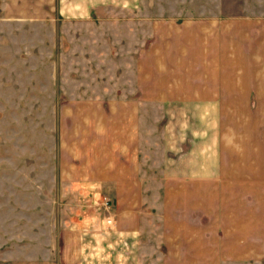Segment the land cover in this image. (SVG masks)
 I'll use <instances>...</instances> for the list:
<instances>
[{"label":"crops","instance_id":"obj_1","mask_svg":"<svg viewBox=\"0 0 264 264\" xmlns=\"http://www.w3.org/2000/svg\"><path fill=\"white\" fill-rule=\"evenodd\" d=\"M52 3L69 22L61 33L73 71L125 76L116 97L60 104L56 185L68 207L50 229V244L41 239V221L29 246L12 244L2 230L0 264H264V174H253L249 154L238 164L233 124L226 134L218 126L204 132L201 103H193L159 129L148 109L165 104L136 97L139 72L147 86L154 72H249L236 68L235 23H156L148 0ZM91 189L110 198L113 227L72 214L69 206Z\"/></svg>","mask_w":264,"mask_h":264},{"label":"rangeland","instance_id":"obj_2","mask_svg":"<svg viewBox=\"0 0 264 264\" xmlns=\"http://www.w3.org/2000/svg\"><path fill=\"white\" fill-rule=\"evenodd\" d=\"M148 3L156 23L180 24L188 18L234 22L236 68L249 72H154L149 86L139 72L136 97L165 104V108L148 109L159 120V129L172 115L181 117L189 109L182 106L201 103L202 130L209 134L218 126V132L226 134L233 124L238 164L249 154L253 174H264V72H260L264 0ZM66 21L52 0H0V235L4 229L9 231L12 244L33 245L38 221L43 224L42 241L50 244V229L57 230L58 215L68 207L56 185L60 104L74 98L116 97L125 76L123 72H74L68 59L71 45L61 33L69 24ZM231 30L223 27L222 35L230 37ZM126 73L129 81L130 72ZM132 75L136 85L137 74ZM178 94L180 99L175 98ZM85 191L89 195L79 198L80 205L69 206L74 207L72 214L77 213L74 217L90 214L103 218L106 228L113 227L110 198L90 195L92 189ZM206 217L204 225L209 223Z\"/></svg>","mask_w":264,"mask_h":264},{"label":"built area","instance_id":"obj_3","mask_svg":"<svg viewBox=\"0 0 264 264\" xmlns=\"http://www.w3.org/2000/svg\"><path fill=\"white\" fill-rule=\"evenodd\" d=\"M111 222H112V220H111L110 218H108V219H107V223L110 224Z\"/></svg>","mask_w":264,"mask_h":264}]
</instances>
